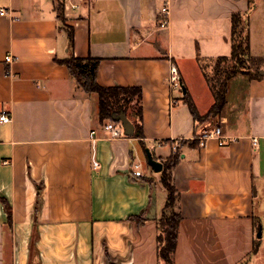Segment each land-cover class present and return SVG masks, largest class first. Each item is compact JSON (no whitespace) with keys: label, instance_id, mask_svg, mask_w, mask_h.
<instances>
[{"label":"crops","instance_id":"1","mask_svg":"<svg viewBox=\"0 0 264 264\" xmlns=\"http://www.w3.org/2000/svg\"><path fill=\"white\" fill-rule=\"evenodd\" d=\"M1 8L0 115L11 121L0 122V197L11 221L0 202V264H157L167 192L146 149L162 167L177 154L175 264H264V78L232 79L223 112L203 122L168 84L175 65L205 115L214 99L197 58L230 54L235 12L250 55L264 56V0H0ZM70 55L100 58L101 87L141 89L142 138L111 137L97 96L56 62ZM215 126L224 145L200 147L196 137Z\"/></svg>","mask_w":264,"mask_h":264},{"label":"trees","instance_id":"2","mask_svg":"<svg viewBox=\"0 0 264 264\" xmlns=\"http://www.w3.org/2000/svg\"><path fill=\"white\" fill-rule=\"evenodd\" d=\"M56 11L59 21L63 24L65 19L61 2L58 3ZM230 43L231 51L228 56H219L207 60L213 63L212 74L207 73L203 65L205 60L200 59V57L197 58L214 103L208 112L201 116L187 92L184 94V103L188 106L196 122L210 121L223 112L227 103L229 83L239 74H243L249 80L264 78V75L259 73L264 67V56L253 57L250 55L247 23L243 14L239 12L231 15ZM68 47L69 49L73 47V33L70 30H68ZM56 62L67 68L76 85L86 94L97 96L100 122L112 121L113 114L125 113L134 125L133 137H143L142 91L140 88L99 86L96 77L100 58L91 56L77 58L70 55L67 58L56 60ZM177 161V154L170 156L163 162L161 170V183L167 192V198L162 212L156 220L157 264H175L174 253L181 215L177 207V191L172 182L171 170ZM0 202L5 207L8 223H10L11 208L1 197ZM130 219L135 220L136 218L131 217Z\"/></svg>","mask_w":264,"mask_h":264},{"label":"built area","instance_id":"3","mask_svg":"<svg viewBox=\"0 0 264 264\" xmlns=\"http://www.w3.org/2000/svg\"><path fill=\"white\" fill-rule=\"evenodd\" d=\"M85 1L93 2L95 0H85ZM64 7L66 9L68 8L69 10H73L77 7V5L71 4L70 6L68 5V7H67L64 4ZM168 14H169V12H168L167 4H164L158 13V26H159V28L165 29L168 26V24H169ZM5 15H7V10L1 8L0 9V16H5ZM11 60H12V56H10V55L5 56V62H11ZM168 84H169V87L172 91L179 92V93L182 91L180 76H179L178 70H177L175 65H171V67H170L169 76H168ZM10 121H11V118L7 113L4 112L0 115V122L1 123H8ZM105 128L110 133L112 138H119V137H122L124 135L123 129H122V126L120 123L110 121L106 124ZM196 139H197L198 145L200 147L205 146L206 142L209 139H217L219 141V145H221V146L224 145V143H225V138L222 135L221 129L217 126L202 131L199 134V136L196 137ZM256 144H257V140L253 139V145H256ZM176 145L177 144H175V146H173V150H176ZM92 164H93L94 168L98 167V163L94 159H93ZM136 168H137V166H136ZM134 175L136 177H139V176H141V172L135 171Z\"/></svg>","mask_w":264,"mask_h":264},{"label":"water","instance_id":"4","mask_svg":"<svg viewBox=\"0 0 264 264\" xmlns=\"http://www.w3.org/2000/svg\"><path fill=\"white\" fill-rule=\"evenodd\" d=\"M260 74L264 75V71L260 70ZM183 94H185L186 90L182 86ZM112 121L116 123H120L123 129V134L125 136H133L134 134V125L133 123L128 119L125 113L120 114H113L112 115ZM146 156H147V163L152 168L154 172H161L162 170V163H160L157 160H154L149 149H146ZM260 236V233L258 234V237Z\"/></svg>","mask_w":264,"mask_h":264},{"label":"rangeland","instance_id":"5","mask_svg":"<svg viewBox=\"0 0 264 264\" xmlns=\"http://www.w3.org/2000/svg\"><path fill=\"white\" fill-rule=\"evenodd\" d=\"M203 65L205 66L207 73L208 74H212V65H213V63L205 60L203 62ZM241 76H244V75L243 74H239L237 77H241Z\"/></svg>","mask_w":264,"mask_h":264}]
</instances>
